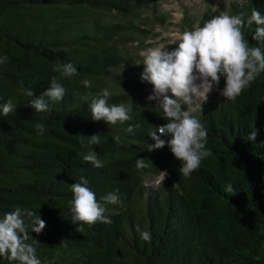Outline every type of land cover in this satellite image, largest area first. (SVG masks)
I'll use <instances>...</instances> for the list:
<instances>
[{
  "label": "trees",
  "instance_id": "trees-1",
  "mask_svg": "<svg viewBox=\"0 0 264 264\" xmlns=\"http://www.w3.org/2000/svg\"><path fill=\"white\" fill-rule=\"evenodd\" d=\"M252 8L264 13V0H233L227 12L247 15ZM217 14L186 15L182 25L190 30ZM170 18L159 0H0V55L7 56L0 103L11 98L17 104L0 117V215L15 207L40 215L45 227L29 229V242L42 264H264V73L234 101L221 96L195 113L213 154L184 177L166 145L149 150V134L165 121L147 99L152 85L140 78L142 54ZM254 27L244 29L253 46ZM68 61L78 71L61 78L65 96L36 112L18 82L39 96L58 75L53 65ZM85 78L91 88L82 84ZM105 87L113 93L110 103L133 101L132 120L91 119L84 97ZM37 122L45 124L43 135ZM252 127L254 141L247 139ZM96 133L101 142L91 147L104 160L100 168L83 160L87 136ZM140 158L145 166L138 168ZM80 176L98 199L118 190L122 204L109 205L111 223L72 222L69 187ZM159 177L157 187L149 186ZM229 182L233 194L223 192ZM137 226L150 230V241Z\"/></svg>",
  "mask_w": 264,
  "mask_h": 264
},
{
  "label": "clouds",
  "instance_id": "clouds-1",
  "mask_svg": "<svg viewBox=\"0 0 264 264\" xmlns=\"http://www.w3.org/2000/svg\"><path fill=\"white\" fill-rule=\"evenodd\" d=\"M253 25L251 39L257 42L255 46L250 45L244 32L246 27ZM171 44L176 47L171 50L164 46L152 47L142 54L140 78L142 82L152 85L147 99L155 101L154 108L165 121L149 134L154 141L149 144V150L166 145L179 161V174L187 178L200 167L204 159L213 154L212 148L208 146V129L195 113L202 115V105L213 90H218L226 100L234 101L259 74L264 73V13L257 8H252L247 15L220 12L202 25L181 32ZM6 60V55H0V65ZM52 70L58 75L51 78L49 86L39 96H34L33 90L26 87L23 81L18 82L17 91L28 98L27 103L36 112L48 111L49 101H61L67 91L61 78H71L78 71L70 61L56 62ZM221 80L223 86L218 87ZM82 84L91 88L93 81L85 78ZM112 94L105 87L94 95L84 97L92 120H104L108 125L132 120L133 101L110 103ZM16 107L17 104L11 98L0 103V117L15 112ZM35 129L38 135H43L45 124L37 122ZM125 131L132 133L134 125L128 124ZM257 134V129L252 127L247 139L254 141ZM87 137L83 160L93 167H103L104 160L91 147L101 142L100 134ZM114 139L120 142L119 136ZM81 143L84 144V141ZM136 166L144 167V159H136ZM235 190L231 182L223 186L224 193L233 194ZM69 191L71 196L67 206L71 220L80 226L97 221L111 223V216L107 214L109 205L122 204L118 190L109 191L98 199L84 176L71 183ZM26 217L31 218L30 224L26 223ZM44 227L45 221L30 210L15 207L4 212L0 215V259L16 261L18 264H42L34 243L29 242V229L31 233H40ZM137 231L142 240H151L150 230H141L137 226Z\"/></svg>",
  "mask_w": 264,
  "mask_h": 264
},
{
  "label": "rangeland",
  "instance_id": "rangeland-1",
  "mask_svg": "<svg viewBox=\"0 0 264 264\" xmlns=\"http://www.w3.org/2000/svg\"><path fill=\"white\" fill-rule=\"evenodd\" d=\"M233 0H159L161 9L167 12L171 18L166 25L157 27V36L151 41L155 42L154 47H163L171 50L176 47L171 44V41L176 38L181 32L185 31L183 21L184 17L192 16L195 20H200L209 12H227ZM152 86L148 88L151 93ZM221 97L218 90H213L206 101L218 99ZM162 177L150 180L149 186L157 187Z\"/></svg>",
  "mask_w": 264,
  "mask_h": 264
}]
</instances>
